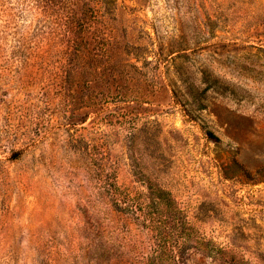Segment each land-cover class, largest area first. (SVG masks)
<instances>
[{
    "label": "rangeland",
    "instance_id": "rangeland-1",
    "mask_svg": "<svg viewBox=\"0 0 264 264\" xmlns=\"http://www.w3.org/2000/svg\"><path fill=\"white\" fill-rule=\"evenodd\" d=\"M50 4L0 0V264L146 250L110 177L175 198L177 264H264V0Z\"/></svg>",
    "mask_w": 264,
    "mask_h": 264
},
{
    "label": "trees",
    "instance_id": "trees-1",
    "mask_svg": "<svg viewBox=\"0 0 264 264\" xmlns=\"http://www.w3.org/2000/svg\"><path fill=\"white\" fill-rule=\"evenodd\" d=\"M38 4L42 6L44 11L48 12L52 9L50 0H38ZM130 73L131 71L124 73L126 74V79H132ZM105 188L108 193V209L111 211L115 209L119 213V216L122 217H120L121 221L125 225H129L131 221L129 217L124 216L123 212L124 210H132L134 214L131 213L135 221L142 228L146 229V243L144 242L145 240L140 241L139 239H135L136 243L144 242L142 248H146V250L136 251L132 260L127 259L126 251H123L124 255L120 261H112L107 264H177L178 253L181 256V241H175L172 245L168 246L165 242L166 233L163 230L164 224H162L165 218L177 219V224L180 227L177 235L181 237V208L176 204V200L172 197L171 193L160 186L148 185L149 193L146 195L147 201L143 204L129 198L128 193L112 177L106 180ZM129 200L130 202H128ZM112 205L115 208L111 207ZM176 232L177 230L174 233ZM135 245L137 244L133 246ZM99 264H106V262H100Z\"/></svg>",
    "mask_w": 264,
    "mask_h": 264
}]
</instances>
